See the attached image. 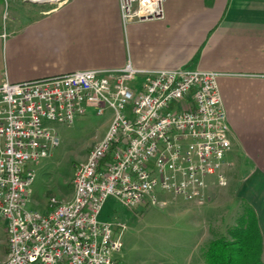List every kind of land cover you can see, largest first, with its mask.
<instances>
[{"label":"built area","instance_id":"built-area-1","mask_svg":"<svg viewBox=\"0 0 264 264\" xmlns=\"http://www.w3.org/2000/svg\"><path fill=\"white\" fill-rule=\"evenodd\" d=\"M120 8L126 24L165 15L164 0H120ZM218 78L189 67L143 71L128 63L2 83L0 219L9 240L1 264H123L116 253L126 224L100 219L110 198L136 209L148 199L158 203L156 193L164 191L203 204L209 187L226 186L232 141ZM90 109L114 115L88 155L91 164L77 166V203L52 196L47 211L31 208L32 165L60 144L44 122L72 123Z\"/></svg>","mask_w":264,"mask_h":264},{"label":"crops","instance_id":"crops-1","mask_svg":"<svg viewBox=\"0 0 264 264\" xmlns=\"http://www.w3.org/2000/svg\"><path fill=\"white\" fill-rule=\"evenodd\" d=\"M164 11L126 24L120 0H0V85L128 63L218 73L232 141L220 191L255 211L264 241V0H164Z\"/></svg>","mask_w":264,"mask_h":264},{"label":"rangeland","instance_id":"rangeland-1","mask_svg":"<svg viewBox=\"0 0 264 264\" xmlns=\"http://www.w3.org/2000/svg\"><path fill=\"white\" fill-rule=\"evenodd\" d=\"M49 7L57 3L46 2ZM114 111L98 115L94 109L79 115L72 123L45 121L60 139L51 155L33 164L36 176L30 195V206L45 212L49 199L74 198L73 180L77 166L85 162L89 152L107 134ZM228 185V184H227ZM223 186L207 195L203 204L157 191L158 203L147 200L136 209H129L110 198L101 220L123 222L122 250L116 257L123 264H206L205 250L209 243L229 231L248 208L243 201L232 199ZM219 189V192H218ZM8 225L0 219V264L8 255ZM264 242V241H263Z\"/></svg>","mask_w":264,"mask_h":264},{"label":"trees","instance_id":"trees-1","mask_svg":"<svg viewBox=\"0 0 264 264\" xmlns=\"http://www.w3.org/2000/svg\"><path fill=\"white\" fill-rule=\"evenodd\" d=\"M263 235L255 211L248 208L225 235L205 250L206 264H264Z\"/></svg>","mask_w":264,"mask_h":264},{"label":"bare ground","instance_id":"bare-ground-1","mask_svg":"<svg viewBox=\"0 0 264 264\" xmlns=\"http://www.w3.org/2000/svg\"><path fill=\"white\" fill-rule=\"evenodd\" d=\"M34 1L43 2V1H51V0H34ZM47 130H50V129H48V127H47ZM89 154H90V152H89ZM84 164H91V156H88V158L84 162ZM75 203H77V194H75V190H74V198L71 201H68L67 204L68 205H75Z\"/></svg>","mask_w":264,"mask_h":264},{"label":"water","instance_id":"water-1","mask_svg":"<svg viewBox=\"0 0 264 264\" xmlns=\"http://www.w3.org/2000/svg\"><path fill=\"white\" fill-rule=\"evenodd\" d=\"M43 2H49V3H56L55 1H43Z\"/></svg>","mask_w":264,"mask_h":264}]
</instances>
